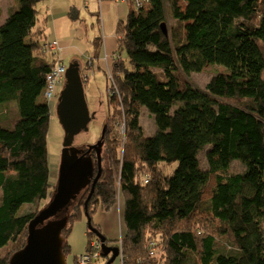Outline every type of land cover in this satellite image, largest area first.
Here are the masks:
<instances>
[{"label": "trees", "instance_id": "trees-1", "mask_svg": "<svg viewBox=\"0 0 264 264\" xmlns=\"http://www.w3.org/2000/svg\"><path fill=\"white\" fill-rule=\"evenodd\" d=\"M48 1L17 0L0 24V250L14 246L0 264L25 246L28 225L41 210L19 215L23 205L46 200L51 188V110L39 102L59 61L42 41L46 14L38 4ZM128 5L127 22L116 30L127 61L114 52L110 66L118 90L110 96L124 105L127 140L109 137L105 125L102 174L92 197L88 187L70 208L64 254L73 221L87 211L101 232L95 213L114 209L121 197L122 264H264V0H149L138 11ZM168 16L176 21L171 26ZM92 44L90 58L100 69L102 36ZM214 65L225 72L205 89L188 80ZM13 103L15 112L3 109ZM143 107L154 117L151 137L140 124ZM206 147L203 169L198 155ZM233 161L244 170L232 171ZM161 162L178 163L172 176ZM218 235L232 239L231 246ZM88 236L86 254L96 238Z\"/></svg>", "mask_w": 264, "mask_h": 264}, {"label": "rangeland", "instance_id": "rangeland-1", "mask_svg": "<svg viewBox=\"0 0 264 264\" xmlns=\"http://www.w3.org/2000/svg\"><path fill=\"white\" fill-rule=\"evenodd\" d=\"M64 1H69L68 6H64ZM90 2V0H89ZM109 4L102 7L100 10V15H102V21L97 23V12L99 13V8L94 0H91L89 8H85L83 0H51L48 2H42L38 4V9L44 14L47 9V15L49 17L48 24L45 25L46 37L42 40L43 43L51 42L56 40V37L52 34V23L55 18H60L67 16V21L69 22L68 30L66 34V40L69 43V48H67L68 55L63 59L65 66H69L72 58H77L82 64L81 65V76L84 81V90L88 103V107L91 113H95V118L89 124L88 132H84L77 137L74 146L82 149L85 145L96 144L101 136L105 125L109 124L112 126L109 128V137H119L121 143L123 144L127 140L125 133V115H124V105L117 104L113 99H111L110 93L108 92V70H110V65L106 63V68H101L103 66L102 61H99V67L94 66L93 60H90L93 51V39L102 36L104 40L102 55L104 57L105 52L112 54L114 52L121 53L122 58L127 61V53L125 50L119 51L117 47V39L120 36L117 35L116 38V28L117 21L120 19L122 22L126 23L128 15L132 10L127 4L118 5L115 2L107 1ZM17 0H0V24H3L7 18L8 7L15 6ZM79 12V19H72L70 13ZM99 16V14H98ZM42 19L40 21L42 24ZM176 21L168 16L169 26L173 25ZM40 24V25H41ZM98 26L100 30H98ZM93 31V33L88 34V28ZM115 54V53H114ZM51 58V55L48 54ZM92 65H88L89 61ZM74 60H72L73 62ZM95 71V72H94ZM225 70L221 66H210L200 73H191L188 80L192 82L196 87L205 89L210 79L217 73H224ZM112 74V73H111ZM40 102H43V98H39ZM49 108L51 110V118L48 126L47 133V154H48V165L50 171V183L51 188L49 189V197L44 201H37L34 204H25L19 211V215H23L26 212H37L43 207H45L53 194L54 187H56L59 176V168L61 163V156L64 143V130L59 123L56 106L57 100H51L49 102ZM11 113L15 112V104H11L9 107H5ZM140 124L143 129L145 136L151 137L156 132V125L154 117L149 113L146 107L142 109V115L140 117ZM209 148L206 147L204 151L200 152L198 155L200 165L203 169H207L206 163V152ZM240 161H233L231 164V170L234 172L243 171V166ZM178 163H167L161 162L160 167L164 174L167 176H172ZM119 182L117 181V194L119 196ZM116 205L114 209L109 211L99 210L95 213L93 217V223L98 225L101 229V233L109 241L108 246H119V240L126 233V226L124 224V200L117 197ZM70 218V217H69ZM71 231L68 236V244L70 245V252H68L67 264H77L76 258H80L85 255L89 248V236H88V217L85 213L82 217L73 221L71 225ZM90 232V231H89ZM93 239V238H91ZM218 242L221 245L231 246L232 239L229 237L217 236ZM95 238L92 240V242ZM11 243L0 250V256L5 257L12 251ZM107 260L103 257L94 259L92 264H106ZM113 264H122L121 257H118Z\"/></svg>", "mask_w": 264, "mask_h": 264}, {"label": "water", "instance_id": "water-1", "mask_svg": "<svg viewBox=\"0 0 264 264\" xmlns=\"http://www.w3.org/2000/svg\"><path fill=\"white\" fill-rule=\"evenodd\" d=\"M162 30L167 35L166 25ZM65 85L57 101L56 114L64 130V143L56 187L49 203L43 207L28 225V237L25 246L15 252L8 264H67L64 254L65 238L63 231L69 223L70 208L90 187V199L102 174V139L86 149L74 146L79 135L88 132L90 122L95 118L88 107L80 65L77 61L69 64L65 74ZM97 156L98 172L95 176V164L90 152ZM87 208V202H86ZM88 217L89 231L101 242V256L108 259L106 264H113L121 257L120 246H108L107 238L93 225Z\"/></svg>", "mask_w": 264, "mask_h": 264}, {"label": "built area", "instance_id": "built-area-1", "mask_svg": "<svg viewBox=\"0 0 264 264\" xmlns=\"http://www.w3.org/2000/svg\"><path fill=\"white\" fill-rule=\"evenodd\" d=\"M101 4L104 0H98ZM115 2L116 4H131L135 10H140L145 7L149 0H110ZM85 7L88 8V0H84ZM45 51L48 53H60V44L57 40L48 42L45 47ZM115 56V54H113ZM67 67L59 60L55 64V66L51 69V71L46 75L45 78V87L42 90L41 96L45 103H49L51 100H58L60 93L65 85V74ZM108 92L110 95H115L118 93L117 87L115 85V81L113 75L111 73L108 74ZM146 181V180H145ZM152 251L151 254L154 255V243L150 244ZM92 252L82 255L78 264H91L94 259H98L101 256V242L96 238L90 245Z\"/></svg>", "mask_w": 264, "mask_h": 264}, {"label": "crops", "instance_id": "crops-1", "mask_svg": "<svg viewBox=\"0 0 264 264\" xmlns=\"http://www.w3.org/2000/svg\"><path fill=\"white\" fill-rule=\"evenodd\" d=\"M51 1V0H50ZM84 1V0H83ZM95 2H96V4H97V6L98 7H100L99 8V13L97 12L96 14L98 15L99 14V17L98 18H100L101 20L100 21H102V15H100V10H102V7H105L106 5H108L109 3L107 2V1H110V0H104L101 4L99 3V1L98 0H94ZM90 2H91V0H90ZM90 2H89V0H88V5H90ZM69 1H64V6L66 7V6H68L69 5ZM118 5H124V4H118ZM127 5V4H126ZM84 6H85V2H84ZM85 8H87V7H85ZM88 8H89V6H88ZM45 12H46V20H44V22H45V24L42 22V25H46V24H48V22H49V17H48V15H47V9H45L44 10ZM69 15H71V17H72V19H79V12L78 13H75V12H72V13H70ZM67 19V16H63V17H60V18H55L54 19V22L52 23V34L56 37V40L59 42V44H60V48H61V50H60V53H59V55L58 56H56L55 58H53V59H59L62 63H63V59L68 55V52H67V48H69V43H68V41L66 40V36H68L67 34H66V32H67V28H68V24H69V22L66 20ZM42 21H43V19H42ZM121 20L120 19H118V21L116 22L117 23V25H118V23L120 22ZM45 30H46V27H45ZM116 30H117V28H116ZM91 33H93L92 31H91V29H90V27L88 28V34H91ZM46 35V34H45ZM116 38H117V33H116ZM54 41V40H53ZM104 41V40H103ZM105 45V44H104ZM112 55H113V53L112 54H109L108 52H105V55H104V57H102V63H103V66L101 67V68H106V63L108 62V64L110 65L111 63L110 62H112ZM59 57V58H58ZM75 59H77V58H75ZM92 58H90V60H91ZM72 60H74V58H72ZM72 60H71V62H72ZM110 61V62H109ZM96 61H94L93 60V64H94V66H96L97 64V62L95 63ZM64 64V63H63ZM82 64V63H81ZM92 65V62L91 61H89L88 62V65ZM98 64H99V62H98ZM82 66H83V64H82ZM111 66V65H110ZM109 71L110 70H108V72H107V74L109 73ZM95 72V71H94ZM39 98H41V97H39ZM40 102V101H39ZM41 103V102H40Z\"/></svg>", "mask_w": 264, "mask_h": 264}, {"label": "clouds", "instance_id": "clouds-1", "mask_svg": "<svg viewBox=\"0 0 264 264\" xmlns=\"http://www.w3.org/2000/svg\"><path fill=\"white\" fill-rule=\"evenodd\" d=\"M66 67H67V66H66ZM82 80H83V79H82ZM57 101H58V100H57ZM43 103H45V102L43 101ZM46 104H47V103H46ZM48 104H49V103H48ZM48 104H47V105H48ZM95 239H96V238H95ZM101 257H102V256H101Z\"/></svg>", "mask_w": 264, "mask_h": 264}, {"label": "flooded vegetation", "instance_id": "flooded-vegetation-1", "mask_svg": "<svg viewBox=\"0 0 264 264\" xmlns=\"http://www.w3.org/2000/svg\"><path fill=\"white\" fill-rule=\"evenodd\" d=\"M92 152H93V151H92ZM92 152H91V153H92ZM91 153H90V154H91ZM90 154H89V155H90ZM90 156H91V155H90Z\"/></svg>", "mask_w": 264, "mask_h": 264}]
</instances>
